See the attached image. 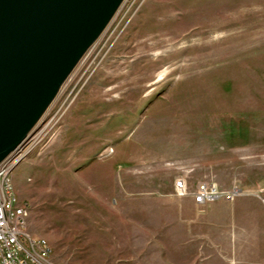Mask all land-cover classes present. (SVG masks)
Masks as SVG:
<instances>
[{
	"label": "rangeland",
	"instance_id": "obj_1",
	"mask_svg": "<svg viewBox=\"0 0 264 264\" xmlns=\"http://www.w3.org/2000/svg\"><path fill=\"white\" fill-rule=\"evenodd\" d=\"M14 164L59 264H264V0H125ZM181 179L239 191L214 205L251 262L201 249Z\"/></svg>",
	"mask_w": 264,
	"mask_h": 264
},
{
	"label": "water",
	"instance_id": "obj_2",
	"mask_svg": "<svg viewBox=\"0 0 264 264\" xmlns=\"http://www.w3.org/2000/svg\"><path fill=\"white\" fill-rule=\"evenodd\" d=\"M125 0H0V164L29 139Z\"/></svg>",
	"mask_w": 264,
	"mask_h": 264
},
{
	"label": "built area",
	"instance_id": "obj_3",
	"mask_svg": "<svg viewBox=\"0 0 264 264\" xmlns=\"http://www.w3.org/2000/svg\"><path fill=\"white\" fill-rule=\"evenodd\" d=\"M19 150L0 164V264H59L53 260L49 242L27 230L30 208L19 200L10 179ZM175 190L180 196L192 195L198 206L221 198L232 201L239 195L237 189L224 192L216 184H200L190 193L184 179L175 183Z\"/></svg>",
	"mask_w": 264,
	"mask_h": 264
},
{
	"label": "crops",
	"instance_id": "obj_4",
	"mask_svg": "<svg viewBox=\"0 0 264 264\" xmlns=\"http://www.w3.org/2000/svg\"><path fill=\"white\" fill-rule=\"evenodd\" d=\"M236 198V197H235ZM230 201L231 203L236 199ZM194 202V201H193ZM218 201H213L202 206L192 205L199 213L206 215V220L200 229V247L206 253L213 254L217 258H223L225 254H235L237 260L241 262H251V229H241L242 238L236 246H228L225 242L224 231L222 230V218H220L223 207L215 206ZM229 207H226V209ZM228 210V209H227ZM233 210H237L236 207ZM175 215L176 210H172ZM183 214V213H181ZM174 221V219H173Z\"/></svg>",
	"mask_w": 264,
	"mask_h": 264
}]
</instances>
